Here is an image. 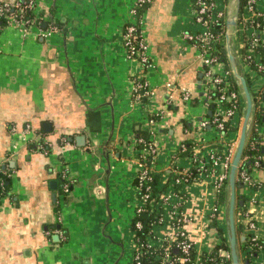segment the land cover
<instances>
[{
  "label": "crops",
  "instance_id": "crops-1",
  "mask_svg": "<svg viewBox=\"0 0 264 264\" xmlns=\"http://www.w3.org/2000/svg\"><path fill=\"white\" fill-rule=\"evenodd\" d=\"M5 1L11 0L0 3ZM31 1L33 13L47 20L19 26L3 18L0 25V169L6 174L0 193V264H131L140 147L134 139L147 135L144 117L151 108L164 111L157 122L153 163L155 186L162 188L175 164L191 168L188 155L176 151L198 136L197 121L208 112L199 102V52L183 37L199 30L193 2L151 0L143 10L141 28L153 61L144 68L129 60L122 46L132 0ZM215 3L225 22V68L242 101L237 129L228 136L237 140L245 106L239 76L248 80L250 95L264 85L241 57L239 0L238 6L237 0ZM256 7L264 12V0H256ZM52 21L57 29L43 36ZM140 72L154 92L150 99L135 101L132 77ZM183 86L193 92L190 104L180 99ZM251 130L261 141L259 163L249 170L256 187L243 185L237 192L255 220L251 233L264 243V123L255 124L251 116L245 143ZM200 131L201 152L216 148L210 146L217 143L215 130ZM77 136H83L79 143ZM213 181L210 173L196 172L176 189L185 198L182 209L189 218L183 228L197 250L206 247L208 215L216 205ZM226 190L218 224L228 240ZM158 211L162 220L151 226L152 241L172 231L168 204ZM250 264H264L263 249Z\"/></svg>",
  "mask_w": 264,
  "mask_h": 264
},
{
  "label": "built area",
  "instance_id": "built-area-1",
  "mask_svg": "<svg viewBox=\"0 0 264 264\" xmlns=\"http://www.w3.org/2000/svg\"><path fill=\"white\" fill-rule=\"evenodd\" d=\"M151 0H132L128 7L127 21L122 30V46L125 55L129 60L138 62L142 67H152L153 61L149 54V46L142 32L143 11ZM193 20L199 26L196 32H185L183 37L199 52L201 64L200 78V105L207 108L208 104L213 102L216 107L212 113V117H201L197 121L198 136L192 142L191 154H187L191 161V168H179L175 164L172 168L173 176L168 182L154 192L153 172L154 158L158 152L155 134L157 131V122L163 116L164 111L161 107L151 108L146 117L143 119V128L146 131V136L135 137L134 143L138 144L139 151L135 157L136 172H135V188L137 191V203L135 206V214H139L145 209L154 214L156 221H161L158 208L161 205L168 204L169 213L171 216L172 231L163 234L160 238L152 241L149 236L144 242L138 240L136 232L134 235V249L131 264H142L141 256L144 248L156 247L159 252L155 257L159 259L160 264H188L190 249L194 244L189 239L184 224L189 221L186 214L183 213L182 203L185 198L176 190V186L188 184L194 179L191 174V169L194 167L196 172L200 174L210 173L214 177L213 187L217 192L223 182L227 180L228 169L235 152L237 140H231L224 135L229 132V126L233 123L238 107L242 104L241 98L237 90L231 88L229 81V71L225 68V62L221 61L214 50L217 49L216 37L213 32L215 21L223 16L221 9L217 8L215 0H192ZM30 11V15H25V12ZM0 16L8 22H14L19 26H31L32 24L39 25L41 20H47V16H39L33 13V2L26 0L21 4L19 0H11L0 3ZM240 29L243 30V50L242 59L251 66L255 75L261 79V87L264 85V42L262 35L264 34V12L256 7V0H247L244 5V11L240 16ZM57 29L56 24L48 22V27L42 30L43 36H49ZM223 37V35H222ZM222 37L218 43L222 42ZM180 99L186 104H190L193 98L192 90L183 86L179 88ZM219 93L217 97L212 96V92ZM262 90L256 92L259 95ZM154 89L145 78L142 72L135 74L132 77V97L135 101L142 98L150 99L153 96ZM258 105L262 104L260 98L256 96ZM222 102L226 105L223 106ZM241 107V106H240ZM207 127H212L216 134V142L221 145L222 152H218L216 148H209L206 152H201L199 144L204 141V138L199 135V130H204ZM65 139L63 138L62 141ZM66 142V141H64ZM181 151L186 150V144L183 142L179 145ZM176 157H172L174 163ZM241 162V158L239 164ZM259 161L254 160L253 165H257ZM239 177L244 185L255 188L256 185L250 178L249 171L242 169L239 172ZM166 183V182H165ZM2 181L0 180V187ZM255 186V187H254ZM175 188V189H174ZM3 189V188H2ZM68 190V184L63 185V191ZM216 205L211 208L209 214L216 211ZM238 221L242 225V230L245 233H251L256 227L255 220L251 215V211L247 210L238 215ZM135 227H141L139 221L135 222ZM253 234V233H252ZM253 239L256 236L253 234ZM176 249L180 255L175 257L172 250ZM218 255L229 257V254L224 250L219 249ZM199 259H196V264H199Z\"/></svg>",
  "mask_w": 264,
  "mask_h": 264
},
{
  "label": "trees",
  "instance_id": "trees-1",
  "mask_svg": "<svg viewBox=\"0 0 264 264\" xmlns=\"http://www.w3.org/2000/svg\"><path fill=\"white\" fill-rule=\"evenodd\" d=\"M21 4H24L26 0H19ZM247 0H239V11L242 14L244 11V5ZM143 11V10H141ZM239 15V20L241 19ZM25 15H30V11L25 12ZM3 23V17L0 16V25ZM224 20L223 16L214 23L213 32L215 35H217L216 40V46L217 49L213 51L217 55V57L225 62V55L222 48V43H218V40L223 35V26H224ZM229 81L231 84V88L237 90V86L235 83L234 78L231 76V73L229 72ZM247 85H249L248 80L246 81ZM212 96L217 97L219 93H217L215 90L212 92ZM252 101H253V110H252V117L253 122L255 124H262L264 123V90L259 94H253ZM258 96L262 101L261 105H258L257 98ZM222 105L225 106L226 103L222 102ZM241 106V107H240ZM238 107L237 115L233 121V123L229 126V132L236 130L237 125L239 122V117L242 113V104ZM216 105L211 102L207 106V116L208 118L212 117V113L215 109ZM140 134V133H139ZM136 135V137L143 136V135ZM224 135L229 136L228 132ZM208 142V141H207ZM186 144V150L181 151L180 148H177L176 154L177 155H187L191 154V147L193 142L191 141H184ZM210 146H215L217 151L220 153L222 152V147L220 144L215 143L211 144ZM260 149H261V141L260 136L258 133L254 130H251L249 133V138L247 142L244 145V149L241 155V162L238 165L237 171H236V180H235V189H236V205H235V211H234V227H235V233L237 238V253L239 257L240 264H250L251 258H253L260 249L264 250V243L260 240L253 239L252 233H244L241 234L242 225L238 221V215L241 213H244L246 211L245 205H244V197L242 194H238L237 190L241 189L243 187V182L239 177V172L244 169L245 171H249L251 167L253 166L254 160H256V157L260 155ZM191 174L196 175V169L193 167L191 169ZM175 176V175H173ZM6 174L3 169H0V180L2 181V186L0 187V193H2V188L5 187L4 180H5ZM153 184L155 185V178L153 179ZM226 184L227 181L225 180L222 184V186L219 188V190L216 192V211L211 215H208V222H207V228H208V239L207 242H205V248L202 250H197L195 247L190 249L189 252V262L188 264H196V259H199V264H231L230 257H222L218 255V250L222 249L227 252H229V244L227 238L224 236V230L223 228L218 224V214H219V207L220 205L225 203L226 200ZM166 186V185H165ZM255 187V186H254ZM164 189V188H161ZM177 189V186H176ZM154 192L156 190L159 191V189L154 187ZM242 200V204H238V200ZM139 221L141 223L140 228L135 227V222ZM156 218L154 217V214L152 212H149L147 209L142 211L139 214H135L133 217V228L135 229L136 236L138 237V240L141 242H144L147 236H150V229L153 224H155ZM243 236V239H240V237ZM159 252V249L156 247H149L144 248L143 254L141 256V263L142 264H160L159 259L155 257L156 253ZM172 253L175 257L179 256L180 253L176 249L172 250ZM177 264H180L179 262Z\"/></svg>",
  "mask_w": 264,
  "mask_h": 264
},
{
  "label": "water",
  "instance_id": "water-1",
  "mask_svg": "<svg viewBox=\"0 0 264 264\" xmlns=\"http://www.w3.org/2000/svg\"><path fill=\"white\" fill-rule=\"evenodd\" d=\"M238 6V0H237ZM234 23V20H228L227 24ZM230 60H233V57L229 55ZM200 76V75H199ZM240 80V87L242 89V94L244 97V113L242 117V122L238 134L237 144L235 148V152L233 154L228 174H227V184L226 187L229 188V201L227 206V234H228V244H229V255L231 264H240L237 255V248H236V234H235V227H234V211L236 205V197H235V180H236V171L239 165V161L244 149L245 140L247 136V130L250 124V118L252 116L253 110V101L248 90L246 81L243 76H239ZM48 125L44 124V129H46ZM83 140V136H77L76 140ZM79 143V141H78ZM238 204H242V200L239 199Z\"/></svg>",
  "mask_w": 264,
  "mask_h": 264
},
{
  "label": "rangeland",
  "instance_id": "rangeland-1",
  "mask_svg": "<svg viewBox=\"0 0 264 264\" xmlns=\"http://www.w3.org/2000/svg\"><path fill=\"white\" fill-rule=\"evenodd\" d=\"M193 109H194V111H196V108L195 107Z\"/></svg>",
  "mask_w": 264,
  "mask_h": 264
}]
</instances>
